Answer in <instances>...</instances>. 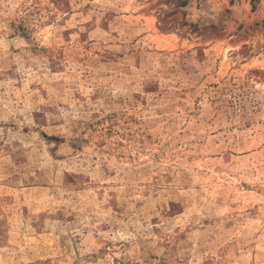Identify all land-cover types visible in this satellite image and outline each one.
<instances>
[{
  "label": "rangeland",
  "instance_id": "1",
  "mask_svg": "<svg viewBox=\"0 0 264 264\" xmlns=\"http://www.w3.org/2000/svg\"><path fill=\"white\" fill-rule=\"evenodd\" d=\"M0 264H264V0H0Z\"/></svg>",
  "mask_w": 264,
  "mask_h": 264
}]
</instances>
